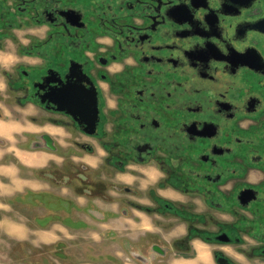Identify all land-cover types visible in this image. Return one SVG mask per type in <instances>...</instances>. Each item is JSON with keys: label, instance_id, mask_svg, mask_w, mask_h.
I'll return each mask as SVG.
<instances>
[{"label": "flooded vegetation", "instance_id": "obj_1", "mask_svg": "<svg viewBox=\"0 0 264 264\" xmlns=\"http://www.w3.org/2000/svg\"><path fill=\"white\" fill-rule=\"evenodd\" d=\"M0 59L1 150L55 157L36 206L135 264H264V0H0Z\"/></svg>", "mask_w": 264, "mask_h": 264}, {"label": "crops", "instance_id": "obj_2", "mask_svg": "<svg viewBox=\"0 0 264 264\" xmlns=\"http://www.w3.org/2000/svg\"><path fill=\"white\" fill-rule=\"evenodd\" d=\"M32 113L27 111L21 115L22 118L29 117ZM20 131L35 132V129L26 124ZM3 153L13 154L18 160L17 165L0 163V175L7 179L0 183V211L5 216L0 221V229L5 230L11 239L21 243L27 241L35 247V255L47 264H135L125 247L127 243L114 240L111 235L113 225L106 224L104 217H89L80 211L69 210L66 201H62L63 206L50 200L42 208L35 205V191L50 188L49 185L35 184V169L55 161L53 155L35 148ZM60 194L65 196L67 193L61 191ZM77 201L82 204V199ZM20 209L33 212L31 235L25 233L24 224L13 218L22 216ZM43 248H47L46 260L43 253H36Z\"/></svg>", "mask_w": 264, "mask_h": 264}, {"label": "rangeland", "instance_id": "obj_3", "mask_svg": "<svg viewBox=\"0 0 264 264\" xmlns=\"http://www.w3.org/2000/svg\"><path fill=\"white\" fill-rule=\"evenodd\" d=\"M2 63H5V61H2V59H0ZM0 137H2V130H0ZM1 149V148H0ZM0 150V163L2 162L3 159L1 158H7V160H10V155H3L5 151ZM2 171V169L0 168V172ZM7 179L2 177L0 175V183H2L1 181H6ZM1 187V185H0ZM21 211V217H14V219L18 220L17 222L20 224H24V227L26 230L25 233L30 234V230L31 229V223H32V217H33V212L31 211H23L22 209H20ZM3 213H5L6 211L2 210ZM35 213V212H34ZM15 214V213H13ZM16 216V215H15ZM35 216V215H34ZM5 218V216H3V214L1 215V211H0V221L1 219ZM23 220V221H22ZM33 224V223H32ZM31 235V234H30ZM45 251H47V248L44 249ZM202 250H200L201 252ZM37 253V251H36ZM44 258L46 257V255L44 254L43 256ZM43 260H41V258H38V256L35 255V247H32L31 245H29V243L27 241H25L24 243H21L20 241H16L15 239H11L10 236L8 234H6L5 230H1L0 229V264H47L46 261L42 262ZM199 264H204V262L199 261ZM206 264V263H205Z\"/></svg>", "mask_w": 264, "mask_h": 264}, {"label": "water", "instance_id": "obj_4", "mask_svg": "<svg viewBox=\"0 0 264 264\" xmlns=\"http://www.w3.org/2000/svg\"><path fill=\"white\" fill-rule=\"evenodd\" d=\"M227 264V263H226Z\"/></svg>", "mask_w": 264, "mask_h": 264}]
</instances>
